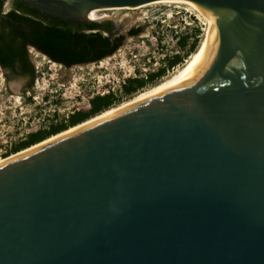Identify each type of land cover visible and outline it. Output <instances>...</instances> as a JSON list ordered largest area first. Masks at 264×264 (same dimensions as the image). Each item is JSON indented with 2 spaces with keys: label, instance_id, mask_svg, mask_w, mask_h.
I'll return each mask as SVG.
<instances>
[{
  "label": "water",
  "instance_id": "obj_1",
  "mask_svg": "<svg viewBox=\"0 0 264 264\" xmlns=\"http://www.w3.org/2000/svg\"><path fill=\"white\" fill-rule=\"evenodd\" d=\"M20 1L111 42L86 13L184 1L216 30L187 78L0 164V264H264V0Z\"/></svg>",
  "mask_w": 264,
  "mask_h": 264
},
{
  "label": "rangeland",
  "instance_id": "obj_2",
  "mask_svg": "<svg viewBox=\"0 0 264 264\" xmlns=\"http://www.w3.org/2000/svg\"><path fill=\"white\" fill-rule=\"evenodd\" d=\"M99 15L124 25L118 33L123 35L121 46L100 62L65 68L30 48L33 80L17 78L0 66V160L15 154L12 147L29 134L62 123L72 113L87 111L95 95H113L116 105L160 83L201 53L213 25L211 16L192 5L176 3L111 9ZM134 29L140 33L130 37L128 31ZM185 34L191 36L189 44L197 34L196 50L154 83L126 96L124 86L133 88V81L166 67L168 59L184 56L188 45L181 50L177 41Z\"/></svg>",
  "mask_w": 264,
  "mask_h": 264
},
{
  "label": "trees",
  "instance_id": "obj_3",
  "mask_svg": "<svg viewBox=\"0 0 264 264\" xmlns=\"http://www.w3.org/2000/svg\"><path fill=\"white\" fill-rule=\"evenodd\" d=\"M0 2V65L12 73L22 77L34 78V69L27 50L34 46L49 58V60L69 68L80 64L97 63L111 56L121 46L123 36L114 37L113 42L108 37L111 25L107 27L99 24H86L65 20H47L35 9L26 6L22 1L15 0L13 5L4 14H1ZM140 29L128 31L130 37L137 36ZM188 34L180 35L178 46L187 51L184 56H174L167 60L166 67L150 73L145 79L133 81V88L124 86L126 96L152 84L162 77L165 72L182 63L197 47V34L189 44ZM117 100L113 95H95L90 100L87 111L70 114L66 121L51 125L47 130H38L29 134L24 141L12 147L11 152L16 153L37 144L46 138L67 130L68 127L80 124L83 121L110 108Z\"/></svg>",
  "mask_w": 264,
  "mask_h": 264
},
{
  "label": "bare ground",
  "instance_id": "obj_4",
  "mask_svg": "<svg viewBox=\"0 0 264 264\" xmlns=\"http://www.w3.org/2000/svg\"><path fill=\"white\" fill-rule=\"evenodd\" d=\"M169 4V3H176V4H187V5H192L195 8L199 9L198 7H196L195 5L188 3V2H184V1H158V2H153V3H149V4H145L142 7L145 6H149L152 4ZM113 9H124L123 8H113ZM107 10H111V9H98V10H92L88 13H86V15L84 16L87 20H98V19H102V18H109L107 15H99L100 12L102 11H107ZM200 10V9H199ZM202 11V10H200ZM204 12V11H202ZM205 15H209L213 18V25H212V30L210 32V37L208 39V41L206 42L204 49L201 51V53L197 56L194 57V59H192L189 63H187L186 65H184L182 68L178 69L175 73L171 74L170 76H168L167 78H165L164 80H162L160 83L145 89L141 92H139L138 94L134 95L133 97H130L128 99L123 100L122 102H120L119 104H116L104 111H102L101 113L87 119L86 121L81 122L80 124H77L73 127H70L69 129L62 131L56 135H53L45 140H43L42 142H40L39 144L33 145L30 148L24 149L22 151H19L16 154H12L4 159L0 160V164L5 163L11 159L17 158L23 154H26L30 151H33L39 147H42L48 143H51L57 139H60L62 137H65L71 133H74L75 131H78L80 129L92 126L93 124L99 122L100 120L112 115L113 113L141 100L144 97H147L153 93H156L160 90H163L185 78H187L188 76H190L191 74H193L202 64L203 62L209 57L210 52L212 50V46H213V42H214V37H215V30H216V22H215V18L208 12H204ZM122 22V21H120Z\"/></svg>",
  "mask_w": 264,
  "mask_h": 264
},
{
  "label": "flooded vegetation",
  "instance_id": "obj_5",
  "mask_svg": "<svg viewBox=\"0 0 264 264\" xmlns=\"http://www.w3.org/2000/svg\"><path fill=\"white\" fill-rule=\"evenodd\" d=\"M13 2H14V1H13ZM13 2H12V4H11V6L13 5ZM24 4H25V3H24ZM25 5H26V4H25ZM26 6H27V5H26ZM7 11H8V10H7ZM36 11H37V10H36ZM37 12H38V11H37ZM38 13H39V12H38ZM40 15H41V16H44L47 20H51V19H52V20H53V19L55 20V17L49 16V15H44V14H41V13H40ZM57 19H59V18H57ZM59 20H62V19H59ZM65 21H67V22L70 21V22H71V20H65ZM72 22L75 23V22H78V21H72ZM108 25H111V28H110V30L108 31V33H109V32H111L112 29L114 28V25H113L112 23L109 22V23L104 24L103 26L107 27ZM122 36H123V35H122ZM114 37H119L118 33H117ZM114 37H113V38H114ZM30 48L37 50L34 46L29 47V49H30ZM37 51H39L40 53H42L41 50H37ZM42 54H43V53H42ZM0 66H1V65H0ZM1 67H2V66H1ZM2 68H3L5 71H8L9 74L11 73L13 76H15V77H17V78H18V77H21V78H22V76L19 75L18 73H12L10 70H8V69H6V68H4V67H2Z\"/></svg>",
  "mask_w": 264,
  "mask_h": 264
}]
</instances>
